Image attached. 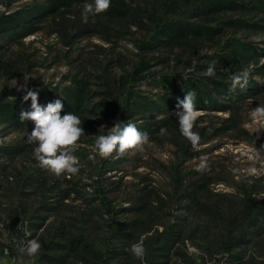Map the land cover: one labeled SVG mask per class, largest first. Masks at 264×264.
<instances>
[{"label":"rangeland","instance_id":"obj_1","mask_svg":"<svg viewBox=\"0 0 264 264\" xmlns=\"http://www.w3.org/2000/svg\"><path fill=\"white\" fill-rule=\"evenodd\" d=\"M41 1L0 0V14ZM191 1L111 0L106 12L90 14L88 22L83 23L81 14L84 4L93 0H70V5L62 6L54 16L36 20L33 32L10 42L2 41L7 50L0 54V90H17L20 85L30 87L35 83L59 91L81 89L92 102H110L105 106L108 111L103 112L109 113L112 111L111 103H115V98L120 96L119 76L130 71L140 56L148 61V71L160 81L162 75L177 79L178 75L186 78L200 73L202 78L205 70L198 72V64H211L220 71H229V68H224L228 65L222 66L218 59L232 41L252 44L258 54L264 52V12H261L259 0H236L242 6L221 9L207 15V19H202V16L191 18L192 21L219 27L214 36L142 53L138 48L139 42L151 35L156 21L177 17ZM262 62L264 58H261ZM231 68L237 69L235 73L247 69L252 81L261 89L254 95L242 96L230 104L228 111L197 109L198 119L193 129L201 137L197 150L181 135L178 118L173 114L168 125L148 133L150 140L142 152L131 150L120 156L119 169L105 174L110 176V181H121L122 184L121 196L112 203L115 207H129L138 198L146 200L147 209L154 214L157 223L182 226L190 233L184 244L178 243L174 250L183 252L188 261L195 264H216L215 259L221 256L213 237L217 233L218 216L225 215L227 208L240 211L243 201L237 194L239 184L242 180L250 182L264 175V121L254 120L251 116L254 108L264 105V76L255 72L252 65L237 67L233 64ZM214 76H218L216 72ZM133 89L141 97L155 100L166 95L165 88L154 86L152 79L136 84ZM150 115L147 121L166 116ZM134 117L131 115L127 119L136 127L145 121L139 116L134 121ZM228 118L232 120L228 122ZM111 119L102 114H89L92 128L84 129L77 145L78 151L85 157V160H79L80 168L86 165L90 154L96 155L95 161L101 158L94 152L95 140L115 125ZM31 132H0V147L25 145L17 154L0 152V264H37L36 257H21L16 250L10 254L3 246L11 238V225L15 222L17 227H21L26 222V218L16 216L13 209L19 208L21 196L18 192L22 178L39 167L33 154L37 145L27 142V135ZM201 156L207 157L208 169L198 172L196 167ZM41 171H44L41 175L32 173L31 177L37 180L24 188L25 191H35L30 196L33 204L44 201L43 196L47 195L51 197L48 200H54L53 192L47 187L55 185L57 181L54 180L61 178L46 169L41 168ZM89 174L92 172L86 170L84 174L78 172L71 178L62 177L81 180L77 190L84 196H91L92 187H86L91 183L86 178ZM204 179H210L214 184H209L207 191L196 190L194 200L184 207L185 195L179 194L195 190ZM61 183L62 188L71 185L65 180ZM258 198L264 203V194H259ZM65 202L68 203V209L63 211L66 215L72 213L71 207H86L73 194ZM123 217L133 219L135 215L131 213ZM162 227L160 225L159 229ZM210 250L216 251L210 255ZM233 253L239 256L240 263L251 258L257 263L264 262V237L259 244L236 249ZM169 254L173 263L187 264L182 256L173 252ZM127 257L123 263L138 264L132 254ZM223 263L238 264L225 260Z\"/></svg>","mask_w":264,"mask_h":264},{"label":"trees","instance_id":"obj_2","mask_svg":"<svg viewBox=\"0 0 264 264\" xmlns=\"http://www.w3.org/2000/svg\"><path fill=\"white\" fill-rule=\"evenodd\" d=\"M69 2L70 0H42L10 13L0 14V54L7 50L6 44L2 41L10 42L16 37L33 32L36 20L45 16H54L62 6L70 5ZM239 6L242 5L236 0H192L177 17L158 19L151 35L139 42L138 48L145 54L153 49L172 47L179 42L212 37L219 32V27L211 26L206 22L192 21L191 18L202 16V19H207V15L213 12ZM259 6L261 12H264V0H259ZM261 58H264V52L258 54L252 44L232 41L227 51L218 59L222 66L228 65L224 68H229V71L215 69L218 76L202 78L199 77L200 73L186 78L178 75L177 79L171 75H162V79L158 81L153 77L154 73L148 71V61L140 56L130 71L119 76L117 83L120 96L115 98V103H111L112 111L107 112L108 114L103 112L108 109L105 106L110 102L106 100L92 102L81 89L69 88L59 91L57 88L49 89L42 83H35L27 88L38 92V100L42 106L60 99L64 105L61 116L72 112L80 118L83 129L92 128L89 124L90 113L102 114L112 118L110 120L112 122L123 124H129L127 117L132 115L135 116L134 121L136 116L145 120L137 128L149 133L169 124L175 114L173 112L178 110L177 98L183 99L188 91L196 93V109L223 112L228 111L231 108L230 104L240 100L242 96L256 94L261 87L251 78L246 89L237 88L234 91L231 89V78L237 70L231 66L252 65L255 72L264 76V62L260 63ZM198 65L200 67L197 68L198 72L206 71L209 66ZM148 79H152L154 86L165 88L166 95L159 97L158 100L138 95L133 86ZM24 95H26L24 91L5 88L0 90L2 134L12 130L34 129L33 121L20 120L22 110H31V100L24 101ZM150 113L155 116L156 114L166 116L163 119L147 121L151 117ZM230 120L232 119H227L228 122ZM24 147V144L2 146L0 152L17 154ZM74 155L79 160H85L84 154L78 149ZM116 156L118 158L114 159ZM120 159L118 153L113 152L111 156L100 158L99 161L86 160L83 169L79 166V172L83 174L86 170L92 172L86 176L91 181L86 187H92L93 195L84 196L77 190L81 180L61 177L54 180L57 181L55 185L47 187L53 192L52 196L55 199L50 201L48 200L51 198L50 195L43 196L45 200L37 204H33L30 198L35 191H25L24 188H28L37 180L31 177L32 173L41 175L44 171H41L39 166L34 171L27 172L19 187L18 195L21 196L19 208L13 209L16 216L26 218V222L22 223L21 227H17L15 222L11 225V238L8 243L3 244L6 250L14 254V250L18 251L19 246L27 240L38 238L42 247L36 256L37 264H125L122 261L127 260V256L131 255L126 249L131 244L143 240L146 255L143 260L137 259L138 264H176L171 261L169 253L172 252L176 256H182L187 264H195L193 261H188L183 252L174 250L178 243L184 244L185 239L190 235L182 226L157 223L154 214L147 209V201L140 198L134 200L129 207H115L112 204L121 196L122 184L121 181H110V176L105 174L112 169L118 170ZM61 180L71 185L62 188ZM209 184L214 182L204 179L195 190L179 194L185 195L183 206L186 207V204L194 200L196 190L207 191ZM239 186L240 190L237 194L243 201L241 210L227 208L226 214L218 216L219 219L216 221L217 233L213 237L215 247L221 255L215 259L216 264H224L223 260L236 261L239 264L240 258L233 251L259 244L264 237V203L258 198L259 194H264V175L255 177L250 182L242 180ZM72 194L81 199L86 207L81 209L71 207L72 213L63 214V211L68 209V203L65 201ZM131 213L135 215L133 219L123 217ZM160 225L163 226L162 229H159ZM28 233L31 235H27ZM216 250H210V255ZM240 264H264V262L257 263L251 258L250 261L246 260Z\"/></svg>","mask_w":264,"mask_h":264},{"label":"clouds","instance_id":"obj_3","mask_svg":"<svg viewBox=\"0 0 264 264\" xmlns=\"http://www.w3.org/2000/svg\"><path fill=\"white\" fill-rule=\"evenodd\" d=\"M111 4V0H93L92 3H85L82 11V22L87 23L89 15H97L106 12ZM205 76L215 75L214 65H209L204 72ZM250 73L247 69L239 73H234L231 78V89H246L249 83ZM17 91H24V101L31 100V110H22L20 120H31L35 127L27 135V142L37 145L34 148V158L39 166L53 173L57 177L76 175L79 169V159L74 155L77 150L78 142L84 129L81 127L80 118L69 112L61 116L63 103L60 99L49 102L42 106L38 100V92L28 89L27 84L17 87ZM195 91L185 93L183 99L177 98V111L175 116L178 118L179 131L192 145L194 150L198 149L200 143L199 133L193 131L195 122L198 119L195 105ZM254 120L264 121V105H259L251 112ZM163 131V130H162ZM150 137L147 132L140 131L134 124H123L116 122L115 125L106 131V134L99 135L95 140L94 152L101 158H107L117 152L119 156H124L131 150L143 151L145 145L149 143ZM90 161L95 162L96 155L88 156ZM199 164L196 171L203 172L208 169L206 156L199 157ZM27 235H31L28 233ZM41 244L38 238L29 239L18 248L21 257H36ZM135 258L143 260L146 255V249L143 240L133 243L128 249ZM258 259H260L258 257Z\"/></svg>","mask_w":264,"mask_h":264}]
</instances>
